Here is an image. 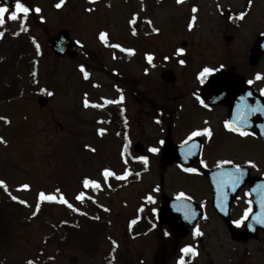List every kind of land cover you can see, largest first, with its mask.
I'll return each instance as SVG.
<instances>
[{"label":"rangeland","instance_id":"374dc122","mask_svg":"<svg viewBox=\"0 0 264 264\" xmlns=\"http://www.w3.org/2000/svg\"><path fill=\"white\" fill-rule=\"evenodd\" d=\"M107 1L109 6L102 2L95 11L91 4L94 0H63L62 4L61 0H20L31 9L26 26L31 31V41L44 55L45 65L33 73L34 80L30 71H25L22 99L0 108V117L6 118L0 119V181L27 204L30 213L36 211L40 202L52 204L44 207L46 217L41 222L28 226L14 246L0 255V264H29L31 260L51 256L53 245L43 243V237L51 234L47 221L67 219L66 208H83L81 198L89 197L113 208L112 218L107 216L102 224L106 229L102 247L84 255L68 246L60 260L62 264H157L160 254L152 245L153 233L145 235V239L126 238L127 221L134 217L137 207L145 198H161L163 192L170 197L183 193L201 204L211 197L210 185L197 169L184 172L173 165L163 174L161 141L171 124L170 114L175 144H184L193 132H201L195 137L204 143L199 162L205 170L225 164L224 161L238 162L240 148L256 149L261 154L258 174L264 176V142L240 139L226 127L225 111L209 112L199 102L200 73L205 67L214 69L213 72L234 67L264 97V55L257 67L249 66L255 40L264 35V0H163L160 5ZM36 8L41 11L37 13ZM9 16L5 14L4 23L15 32L24 23V16L20 13L15 20ZM61 30L70 32L76 44L100 51L107 70L135 85L131 103L134 131L129 147L111 128L99 123L106 118L99 110L101 104L121 97L110 90L112 80L100 71L87 72V78L85 72H79L82 62L88 60L84 55L76 60L56 61L47 49L48 38ZM102 33L107 34L104 40ZM183 41L188 44L186 48L181 46ZM107 43L119 45L116 48L120 51L114 54ZM149 56L153 58L151 63ZM168 69L174 71L177 82L173 87L158 89L165 86L161 76ZM142 81L146 100L151 99L152 90L162 91L155 94L158 98H178L171 102L175 110L169 111L164 122L153 120L154 103L151 108L144 105ZM44 92L52 95L48 97L49 105L42 109L38 99ZM146 111L151 115L145 122ZM100 129L107 132L102 137ZM137 141L159 149H146V164L133 153ZM106 170L115 175L105 177ZM86 179L98 182L100 189L95 184L85 187ZM40 193L56 199H41ZM240 201L245 203L246 198ZM197 229L201 234H197ZM107 236L119 241L116 254L108 252ZM191 241L198 244L192 264H264V232H259L256 239L238 242L210 209L194 230ZM114 256L115 259H109Z\"/></svg>","mask_w":264,"mask_h":264},{"label":"water","instance_id":"95a60500","mask_svg":"<svg viewBox=\"0 0 264 264\" xmlns=\"http://www.w3.org/2000/svg\"><path fill=\"white\" fill-rule=\"evenodd\" d=\"M5 7L11 11L14 3L12 0H0ZM231 38H228L230 40ZM74 43L70 39L69 32L62 30L48 40V47L58 57L68 56L74 59L76 54L72 50ZM187 46L186 42L182 43ZM264 54V36L256 40L252 50L250 66L256 67ZM235 68L228 71L213 74L207 85L202 89V98L210 106L225 105L229 108V124L236 131L254 130V125L250 124L254 114L258 113L260 126L255 130L256 134L264 139V99L255 95L253 89L245 83V79L235 73ZM168 83L175 84L176 76L173 71H166ZM209 95L207 96V92ZM40 108L48 105V99L40 97L38 100ZM254 109L256 112H254ZM258 111V112H257ZM203 145L200 140L194 139L182 146H175L171 139V129L163 150V166H172L174 160L189 169L200 158ZM136 153L145 155V148L137 144L134 148ZM244 169L237 171V168H220L206 173L213 188V205L221 218L230 225V206L236 198L239 190L250 181L251 198L255 204V212L247 222L244 239L249 240L257 236L259 230L264 231V179H247ZM238 177V179H237ZM204 210L197 204L185 199H171L163 196V202L159 211L160 225H167L171 232L178 237L185 238L189 233V228L195 226L197 221L203 216ZM179 238V237H178Z\"/></svg>","mask_w":264,"mask_h":264},{"label":"trees","instance_id":"16d2710c","mask_svg":"<svg viewBox=\"0 0 264 264\" xmlns=\"http://www.w3.org/2000/svg\"><path fill=\"white\" fill-rule=\"evenodd\" d=\"M158 2L159 0H148ZM30 29L26 21L18 30L12 32L8 25H1L0 33V108L22 99L24 84L22 83L23 73H33L45 65L44 55L39 52L35 42L31 41ZM30 38V40H29ZM58 61L57 58H55ZM107 72L100 61L97 67ZM48 96V93H44ZM166 95V94H165ZM11 194L9 189L0 185V255L14 246L15 240L26 228L36 221H42L44 210L38 213H30L25 202ZM51 204H48L50 206ZM40 206H47V203ZM96 216H89L81 212H71L67 219H60L57 222L48 220V230L51 234L43 237L44 245H53L54 253L51 256L39 258L38 261H30L32 264H62L61 258L66 247L72 246L84 255L97 252L102 247V240L106 229L102 224L106 221L102 214H98L94 204H88ZM47 212V211H46ZM46 217V216H45Z\"/></svg>","mask_w":264,"mask_h":264},{"label":"flooded vegetation","instance_id":"af4514ba","mask_svg":"<svg viewBox=\"0 0 264 264\" xmlns=\"http://www.w3.org/2000/svg\"><path fill=\"white\" fill-rule=\"evenodd\" d=\"M101 1L100 0H94V3H91L93 6L92 8L97 11L98 6H100ZM143 5V4H142ZM87 57H91L89 55V51L86 50V48H83L81 50ZM94 56H101V52L98 51L97 53H94ZM144 86V94H143V103L145 106L151 108L150 106H153L155 102H157L158 95L157 97L153 94V90L151 91V99L146 100L145 97V82L143 84ZM162 87L163 89H166L167 86H158L157 88L160 89ZM120 93L123 96V100L119 102L118 104H115L111 101H106L103 105L105 107L99 108V110L106 115V118L101 119L103 120V124L106 127L108 126V122L111 123V126L109 127L112 129V132H114V135L116 137H127L128 134L133 136V130H134V120L131 115V103H132V95H133V86L132 84L128 83H123L119 85ZM175 102L178 101L177 97L173 98ZM146 103V104H145ZM157 109L155 107V112L152 108V111L154 112L153 114L156 116L157 115ZM170 110L174 111L175 107L172 108L170 106ZM206 109L209 112H212L214 110H222L225 111L226 113L228 112V109L224 106H215V107H206ZM223 112V114H225ZM144 117H145V122L147 118L150 117L151 113L149 111L144 112ZM153 115V116H154ZM173 117V114H170V118ZM257 118L254 119V123L256 125ZM141 127V125H138ZM234 134L240 135L243 137H248L253 140V142L261 143L264 142L262 139H260L254 132L247 131L244 133H247V135H241V133H236L235 131ZM117 134V135H116ZM125 134V136H123ZM119 135V136H118ZM145 139H146V133H145ZM146 148H152L148 144H145ZM239 152V160L238 162L230 161L231 163H226V165L230 166H237L239 165L240 167H245L250 170V174L252 177L256 176H261L258 174V171L261 169V154L259 153L258 150L256 149H249L245 150L243 148H240L238 150ZM251 162V163H249ZM255 165L253 167L252 165ZM241 198H246V202L242 203L240 201ZM213 198L212 196L207 199L206 206L207 208L206 211L208 212L209 209L212 211L213 214L216 215V217L220 220L222 226L224 229L227 230L229 236L233 238L234 240H238V242L244 243L245 241L243 240L242 234L245 231V226L247 220L251 217V214L254 210V205L250 200V195H249V187L246 186L243 188L238 196V198L233 202L231 209H230V219L233 223V229L232 232L229 230L227 225L222 221L220 216L215 212L213 205ZM161 203V198L159 199H153L151 200L149 198H145V202L141 205V209L145 211V214L143 215V223L138 224L137 226V236L138 237H143L145 239V235L154 234V244H152L154 247L157 249V253L160 254L158 259L156 260L157 264H171L175 262H179L181 259H184L186 261L185 264L192 263V254L191 253H184L181 250L184 249L185 247H191L193 249L198 247V244L195 242L191 241V237L193 235V232L191 231V234L181 240H178L176 237L172 235L170 230L166 226H160L158 224L157 220V215H158V210L160 207ZM102 205L100 209L106 210L108 213V217L111 219L112 218V210L113 208H107L104 206L102 203H99ZM203 206V205H202ZM138 208V207H137ZM250 210V211H249ZM156 220V223H154L153 220ZM239 222V223H238Z\"/></svg>","mask_w":264,"mask_h":264},{"label":"snow or ice","instance_id":"6c2138e0","mask_svg":"<svg viewBox=\"0 0 264 264\" xmlns=\"http://www.w3.org/2000/svg\"><path fill=\"white\" fill-rule=\"evenodd\" d=\"M178 2H179V0H178ZM62 3H63V0H61V4H62ZM61 4H57L56 6H57V7H60ZM30 10H31V9H30L29 7L25 6V3H21L20 0H16V3H15V11L11 13V15L9 16V19L15 20V19L18 18V14L22 13L23 16H24V19H25V21H26V19H27V15H28V13L30 12ZM194 10H195V9H194ZM8 11H9V9H8L7 7H0V25H2V24L5 22V20H4V16H5L6 13H8ZM35 11L38 13V12H40L41 10H40L39 8H36ZM243 16H244V13H241L240 18L243 19ZM2 35H3V33H0V36H2ZM106 35H107L106 33H102V34H101V39L104 40L105 37H106ZM115 47H120V46H119V45H115ZM179 51L182 53V52H183V49H180ZM152 59H153V58H152L151 56L148 57V61H149V63L152 62ZM180 63L183 64L184 61L181 60ZM82 70H83V69H82ZM213 71H214V69H211V68H207V67H205V68L203 69V71L200 73L201 83L204 82L203 77L206 76L207 74L213 72ZM84 74H85V77L87 78L88 73L85 72ZM257 78L259 79L260 77L258 76ZM249 83H251V82H249ZM48 95H52V93H48ZM120 99L123 100V96H121ZM109 103H111V101H109ZM201 103H203V101H201ZM85 106H88V102H87V101H85ZM96 106L98 107L99 105H96ZM254 111H255V109H254ZM0 119H6V118H4V117H0ZM226 127H229L230 130H233V131L236 130V129L231 128V125H230V124H226ZM204 131L208 132V134L211 135L210 130L205 129ZM199 135H201V132H199V131L193 132V133L191 134V136L189 137V139L191 140L192 137L199 136ZM241 135H247V133L241 132ZM0 142H3L2 138H0ZM161 143H163V141H161ZM185 143H187V141H186ZM151 151H152V152H158L159 149H157V148H152ZM141 159L144 160L145 164L147 163V158H146V157H141ZM222 163H231V162H230V161H224V162H222ZM249 163H251V162H249ZM252 166L255 167L254 164H253ZM236 168H237V171L239 172V171H240V166L237 165ZM185 171L195 172L196 169H185ZM104 175H105V177H107V176H109V175H115V174H114V173H110L109 171L106 170V171L104 172ZM121 178H122V177H121ZM237 179H238V177H237ZM90 184H95L96 187H99V184L96 183V182H94V181H89V180H87V179L84 181V186H85V187H88ZM0 185H4V182H3V181H0ZM24 187H28V186L25 185ZM180 195H181V197H182L184 194L181 193ZM40 197H41V199H47V200H55V199H56L54 196H45L44 193H40ZM13 199H16V197H13ZM149 199L151 200V197H149ZM178 199H179V197H178ZM22 202H23V201H22ZM62 202L67 203V201H62ZM69 206L71 207V205H69ZM249 211H250V210H249ZM260 222H261V223H264V219H261ZM133 223H135V221H133ZM238 223H239V222H238ZM197 234H198V235L201 234V233H199V230H198V229H197ZM181 251L184 252V253H191L192 255H196L195 250H194L193 248H191V247H185V248L182 249ZM29 264H32V262H29ZM179 264H185V260H184V259H181V260L179 261Z\"/></svg>","mask_w":264,"mask_h":264}]
</instances>
